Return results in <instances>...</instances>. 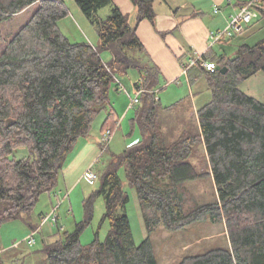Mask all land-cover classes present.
<instances>
[{
	"label": "trees",
	"instance_id": "obj_1",
	"mask_svg": "<svg viewBox=\"0 0 264 264\" xmlns=\"http://www.w3.org/2000/svg\"><path fill=\"white\" fill-rule=\"evenodd\" d=\"M154 1L131 0L137 11L131 25L130 15L112 0H75L99 28L100 45L94 46L72 42L60 31L58 21L68 15L64 0H0V23L38 4L0 51V223L29 215L38 196L57 184L67 154L89 134L99 110L107 108L111 84L117 89L114 67L139 68L145 70L146 92L132 121L140 140L111 155L99 187L83 201L86 216L75 230L45 244L49 264H157L150 234L158 224L179 229L206 219L224 220L229 247L188 255L177 264H264V102L239 88L242 80L264 72V38L241 43L233 57L211 60L216 65L212 72L202 64L206 55L190 67L189 80L204 74L212 96L197 110L200 132L183 131L167 144L157 122L158 70L142 67L132 53L144 50L136 26L143 19L153 22ZM108 5L107 17L96 18L97 10ZM256 9L264 16V0ZM101 49L111 51L109 62L102 60ZM109 107L101 133L117 121ZM200 142L217 201L187 205L185 182L199 176L189 157ZM21 149L24 155L16 157ZM120 167L136 191L148 233L139 244L126 213L129 197ZM95 194L105 199L108 235L83 245L79 236L92 217Z\"/></svg>",
	"mask_w": 264,
	"mask_h": 264
},
{
	"label": "rangeland",
	"instance_id": "obj_2",
	"mask_svg": "<svg viewBox=\"0 0 264 264\" xmlns=\"http://www.w3.org/2000/svg\"><path fill=\"white\" fill-rule=\"evenodd\" d=\"M186 2V6L180 4ZM68 9V15L58 21L60 31L72 42L88 41L94 46L100 45L99 28L96 23L80 10L75 0H64ZM38 4L23 9L10 16L0 23V51L12 38V36L24 25L36 10ZM110 5L97 10L96 18L104 19L110 13ZM201 7V11L197 10ZM155 17L153 22L147 19L157 34L164 36L158 28L157 17L164 11L175 13L180 21L185 18L199 17L206 22L213 17L224 20L220 29L226 26L230 20L231 8L210 0H155L153 3ZM214 8L218 9L214 13ZM136 8L133 5L129 12V23L136 24ZM140 21V22H141ZM176 25L174 30L177 29ZM245 30L233 37L224 39L211 45L212 38L209 34L207 59H217L219 55L233 57L236 54L239 44L242 42L253 44L260 38H264V16L258 14L249 24L245 25ZM214 31V29H213ZM216 31V29H215ZM174 32V31H173ZM245 32V33H244ZM244 33V35H240ZM140 60L141 66L150 65L157 68L155 84V97L158 100L157 122L162 130L164 140L167 144L173 142L183 131L198 133L197 110L211 99V91L207 86L206 77L200 74L197 78L187 79L180 75L174 80H169L163 71L159 70L152 55L144 49L132 52ZM100 56L103 61L109 62L112 53L109 49H101ZM192 56L190 59H193ZM187 61V63L189 62ZM140 67V68H142ZM140 74V69H124L117 65L114 67L117 80L125 85L129 83L131 73ZM145 70H142L143 73ZM154 72V71H153ZM137 77H135L136 79ZM239 88L246 94L264 102V72L258 71L239 83ZM109 94V104L99 110L92 121L89 134L81 137L74 150L67 154L65 162H68L80 149L84 142L92 143L97 150V159L91 170L98 176L95 181H89L87 175L80 178L75 177L71 183L62 180V172L58 175L57 184L49 191L42 192L34 205L32 212L24 218L7 220L0 223V264H49L48 257L44 251L46 243L59 239L65 232H72L76 225L85 219V207L83 201L92 194L100 184V175L107 165L111 155L120 154L127 147L138 140L141 134L138 126L133 130L130 126V118L134 116L138 105L130 107V112L125 120L119 125H110L114 128L113 135L106 149L101 147V127L107 116L109 106L113 107L117 113V118L122 119L121 108L129 100L125 91L115 90L111 84ZM130 102V100H129ZM77 147V148H76ZM90 147L84 151H88ZM92 148V147H91ZM79 151V150H78ZM25 150H17L16 157H21ZM189 161L194 165L199 176L194 180L185 182V187L189 192L187 205L193 203L215 204L217 201V191L211 175L208 158L204 143L200 142L194 153L189 157ZM118 175L122 182V189L128 194L129 201L126 205V213L129 218L131 232L135 244H139L147 235V229L141 217L136 191L129 186L123 167L118 169ZM67 194V196H66ZM105 199L101 194H95L92 199V217L88 224L80 232V243L83 245L91 243L93 240L104 241L108 235L109 221L103 219L105 213ZM54 217V220L51 218ZM33 227H35L33 229ZM34 232V234H33ZM33 235V245H28L26 239ZM153 243L154 254L157 264H177L185 256L204 253L214 248H228L229 239L224 220L212 221L210 219L194 221L179 229H168L163 224H158L150 234Z\"/></svg>",
	"mask_w": 264,
	"mask_h": 264
},
{
	"label": "crops",
	"instance_id": "obj_3",
	"mask_svg": "<svg viewBox=\"0 0 264 264\" xmlns=\"http://www.w3.org/2000/svg\"><path fill=\"white\" fill-rule=\"evenodd\" d=\"M244 1L245 0H210V3H212V5H215V2L221 3L222 5L226 6V9L231 8L232 12H235ZM112 2L117 5L124 14H129L133 8L131 0H112ZM186 5V2H182L180 4L182 7H185ZM198 9L201 11L200 9L202 8L197 7V10ZM170 11L173 10L170 9L168 11H164L157 17L158 28L161 30L160 32L163 33L164 36L161 35L160 37L148 21H141L137 24L136 35L142 42L144 49L149 55H152L155 63L158 65L159 70L163 71L169 80H174L181 74L186 76L189 80L188 70L190 67L184 72L182 67L183 64H186L189 58L192 56L196 58L201 57V55H206L209 49V34H211L213 29L214 31L215 29L219 30L224 20L219 19L218 17H213L211 20L206 22L204 19L194 17L187 19L185 18L184 20L180 21L179 17H177L175 13L172 14ZM213 12L217 13L218 9L214 8ZM176 25H178L177 29L174 30ZM244 33L240 35H244ZM206 60L211 61L212 59L209 58ZM140 72L138 75L133 71V73H131L129 83L127 82L125 85L120 81V79L118 80L124 86L128 97L132 94L135 84L140 81L143 82V72ZM135 77L137 78L135 79ZM115 90H118V88H115ZM129 104L130 102L127 99V103L123 110L122 108L120 110L122 119L117 118V113L112 107L116 116L115 118L119 121L121 120V123L125 120L127 114L130 112ZM129 122L131 129L133 130L134 124L132 118H130ZM198 132H200L199 124ZM82 145L83 147H78L80 148L78 149L79 151L77 150L74 156L65 163V166L61 171L62 180H66L67 182L71 183L74 181L76 176H79L80 178L84 177L87 169L91 168L95 162V159H97V150L92 143L84 142ZM88 147H90L89 150L84 151Z\"/></svg>",
	"mask_w": 264,
	"mask_h": 264
},
{
	"label": "built area",
	"instance_id": "obj_4",
	"mask_svg": "<svg viewBox=\"0 0 264 264\" xmlns=\"http://www.w3.org/2000/svg\"><path fill=\"white\" fill-rule=\"evenodd\" d=\"M263 2V0H245L234 13L230 15V20L227 25L223 29H219L216 31H212L210 37L212 38L211 45L214 43L224 39L225 37H233L235 34H239L245 30V25L249 24L254 18H256L259 14L258 9H256V5ZM202 58L196 57L194 59H190L188 63L183 64V71L185 72L191 67L197 60H201ZM202 64L204 68L210 72L216 69V65L212 61L203 60ZM117 88L119 91H125L124 86L120 81L116 79ZM126 92V91H125ZM146 92L145 87L142 85V82H138L137 85L134 86L133 92L129 95L130 104L132 107L139 103V98L142 93ZM120 121L117 120L115 122L116 126L119 125ZM114 128L108 127L102 132L101 137V147L102 149H106L107 145L113 135ZM92 168V167H91ZM91 168L87 169L85 175H87L89 181H95L98 176L91 170ZM54 220V217L51 218ZM34 234V232H33ZM28 245H33L34 237L30 235L26 239Z\"/></svg>",
	"mask_w": 264,
	"mask_h": 264
},
{
	"label": "water",
	"instance_id": "obj_5",
	"mask_svg": "<svg viewBox=\"0 0 264 264\" xmlns=\"http://www.w3.org/2000/svg\"><path fill=\"white\" fill-rule=\"evenodd\" d=\"M217 68H220V66H217ZM220 70H221V72H225L226 67H222Z\"/></svg>",
	"mask_w": 264,
	"mask_h": 264
}]
</instances>
